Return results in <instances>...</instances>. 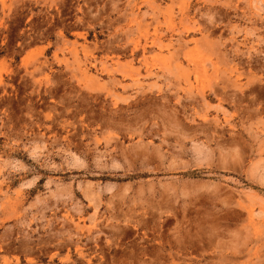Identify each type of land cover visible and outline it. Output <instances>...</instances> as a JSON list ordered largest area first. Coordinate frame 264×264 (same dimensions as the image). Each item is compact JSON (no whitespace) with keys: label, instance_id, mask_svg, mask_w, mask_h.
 <instances>
[{"label":"rangeland","instance_id":"rangeland-1","mask_svg":"<svg viewBox=\"0 0 264 264\" xmlns=\"http://www.w3.org/2000/svg\"><path fill=\"white\" fill-rule=\"evenodd\" d=\"M0 264H264V0H0Z\"/></svg>","mask_w":264,"mask_h":264}]
</instances>
